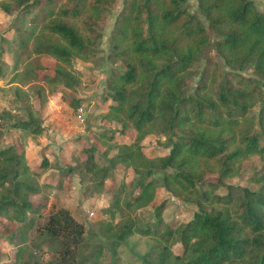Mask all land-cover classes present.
I'll use <instances>...</instances> for the list:
<instances>
[{
	"label": "trees",
	"instance_id": "16d2710c",
	"mask_svg": "<svg viewBox=\"0 0 264 264\" xmlns=\"http://www.w3.org/2000/svg\"><path fill=\"white\" fill-rule=\"evenodd\" d=\"M117 1L0 0V11L8 17L17 14L11 24L17 45L2 38L16 60L11 85L75 90L80 82L75 60L95 56ZM188 1H129L110 38L109 56L121 64L107 82L103 103H111L103 120L120 125L122 136L133 132L134 138L122 143L111 129L93 134L95 142L86 140L72 156L74 165L55 168L63 176L56 189L62 192L64 178L80 174L83 183L91 182L92 192L101 193L123 166L137 176L125 208L151 207L164 190L193 207L194 214L173 230L164 222L163 202L144 223L126 217L115 193L109 214L114 219L119 214L121 220L102 223L111 242L107 251L115 254L139 235L159 244L142 257L144 264H264V166L254 177L262 185L258 192L225 183L238 177L252 157L264 165V14L252 0H198L206 26ZM212 33L219 37L215 57L201 71L202 58L213 46ZM23 55L27 58L20 68ZM45 59L57 62L53 74L42 64ZM0 64L3 76L11 67L1 57ZM247 67L256 77L240 73ZM21 92L15 86V96ZM71 105L79 107L75 101ZM27 115L12 127L41 136V123L32 112ZM10 117V112L0 113V136ZM150 135L164 137L169 153L148 156L144 141ZM97 144L105 151L100 153ZM19 149L0 148V239L17 249L15 261L4 264H43L36 257L48 253V264H104L97 257H81L84 223L43 195L39 179L52 168L48 161L34 172ZM209 175H218V181ZM222 188L226 194L219 193ZM41 196L45 199L33 201ZM5 220L16 223V231ZM29 242L40 253L26 260ZM177 245L181 254L173 251ZM2 259L0 252V264Z\"/></svg>",
	"mask_w": 264,
	"mask_h": 264
},
{
	"label": "rangeland",
	"instance_id": "374dc122",
	"mask_svg": "<svg viewBox=\"0 0 264 264\" xmlns=\"http://www.w3.org/2000/svg\"><path fill=\"white\" fill-rule=\"evenodd\" d=\"M129 1L118 0L110 10L102 32V40L95 56L90 61L75 60L74 66L79 72L80 80L75 90L66 88L54 90L46 84L22 85L16 83L11 85L14 76L12 68L16 60L14 53L9 52V47L2 41V38L13 42L15 46L17 45L14 40L15 32L11 27L17 14L8 17L0 11V41L3 43L2 47L0 46V52L3 50L0 57L8 67H11L9 70H4L3 76L0 71V113L7 111L12 114L10 121L2 130L0 148L13 145L19 147V152L25 154L27 162L34 172L40 171L43 160L48 161L50 167L54 170L49 168L39 179L43 195L49 197L51 201H55L58 207L70 209L75 218L84 223L86 242L81 250V257L91 259L97 257V261L104 264H144L142 257L159 247V244L151 238L134 235L125 241L115 254H113L114 251H107L111 242L102 233V223L121 220L119 214L115 216V219L109 214V207L114 201L115 193L120 196L121 208L125 211L126 217H136L144 223L153 218L155 208L163 202H167L164 222L173 230L185 225L193 218L194 214L193 207L186 205L164 190L159 191L158 199L151 207L135 211L125 208L126 201L134 195L137 176L133 170H127L123 166L116 169L114 176L108 181L101 193L92 192L91 182L86 181L83 183L80 174L64 178L62 192L56 189L63 176L55 168L59 166L66 169V167L74 165L72 156L81 151V147L86 140L95 142L96 139L93 134L104 129H111L117 133V139L122 143H129L134 138L133 132L130 131L122 136L119 134L120 125L103 120V116L108 111L111 103H103V97L107 91V82L114 68L119 67L121 64V62L112 61L109 56L111 50L110 38L117 22L127 10ZM252 1L257 10L264 14V0ZM188 4L191 11L198 14L207 26V22L199 10L198 0H189ZM211 35L213 46L207 56L202 58L201 71L206 61L209 60L208 58L215 57V42L219 37L214 33ZM26 58V55L21 56V62L18 65L20 68H23ZM42 64L47 68L48 74H53L57 62L53 59H45ZM0 67H3L2 64H0ZM240 73L247 77H256L255 72L249 67ZM15 86L22 88L21 97L15 96ZM26 99L29 100L26 101ZM73 101L78 102L79 107L77 109L72 107L71 103ZM254 110L257 112V109ZM28 111L32 112L35 121L40 122L44 128V133L41 136H26L22 130L12 127L16 121L26 120ZM165 140L164 137L158 135L148 136L144 141L147 155L156 157L168 154L170 150L165 145ZM97 145L99 146V144ZM99 147L100 153L106 149L105 146L100 145ZM115 153L116 151H113L112 155ZM263 166L260 157H252L238 177L227 179L225 183L228 186L248 188L258 192L261 190L262 185L254 182V177L262 172ZM207 178L218 181L219 176L209 175ZM46 185H51V187L46 188ZM219 193L226 194L227 189L222 188ZM43 199L45 198L41 196L33 198V201L38 202ZM5 223L13 231H16V223L6 220ZM27 245L29 248L26 260L30 259L29 254L39 256L40 252L33 247V243L29 242ZM101 249H103V255L98 256V251ZM16 251L14 245L0 239V252L3 255L2 264L14 262ZM173 251L175 254H181L183 249L181 245H177ZM31 260L33 261L32 258ZM36 260L48 264L52 260V254L48 253L42 259L40 256L36 257Z\"/></svg>",
	"mask_w": 264,
	"mask_h": 264
},
{
	"label": "crops",
	"instance_id": "0c3cea01",
	"mask_svg": "<svg viewBox=\"0 0 264 264\" xmlns=\"http://www.w3.org/2000/svg\"><path fill=\"white\" fill-rule=\"evenodd\" d=\"M37 149H38V147H37ZM63 153V152H62ZM67 153V152H66ZM49 156V155H48ZM27 157H28V155H27Z\"/></svg>",
	"mask_w": 264,
	"mask_h": 264
}]
</instances>
